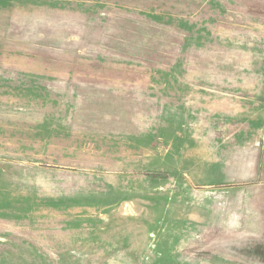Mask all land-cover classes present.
Here are the masks:
<instances>
[{
	"label": "rangeland",
	"instance_id": "374dc122",
	"mask_svg": "<svg viewBox=\"0 0 264 264\" xmlns=\"http://www.w3.org/2000/svg\"><path fill=\"white\" fill-rule=\"evenodd\" d=\"M0 264H264V0H0Z\"/></svg>",
	"mask_w": 264,
	"mask_h": 264
}]
</instances>
